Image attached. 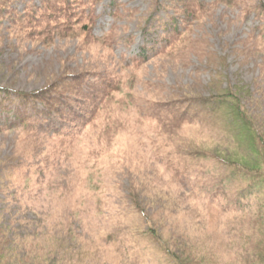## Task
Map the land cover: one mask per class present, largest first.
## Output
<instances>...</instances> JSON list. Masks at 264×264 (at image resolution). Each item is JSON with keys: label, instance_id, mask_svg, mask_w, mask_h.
Here are the masks:
<instances>
[{"label": "rangeland", "instance_id": "rangeland-1", "mask_svg": "<svg viewBox=\"0 0 264 264\" xmlns=\"http://www.w3.org/2000/svg\"><path fill=\"white\" fill-rule=\"evenodd\" d=\"M84 2L85 18L50 40L28 38L34 28L12 27L9 17L0 23L1 88L32 92L69 74L99 85L79 107L84 119L60 126V133L76 128L71 139L0 128V224L18 253L10 263L172 264L165 252L186 242L212 264L249 262L258 252L253 221L264 185L241 196L218 171L244 163L264 172V2ZM26 3L39 0L12 7L21 15ZM185 6L206 10L199 18L175 12ZM187 97L238 106L244 122L231 130L223 109L204 119L190 111L168 129L167 111ZM239 129L253 130L251 150L236 152ZM28 138L39 147L24 156L18 149ZM189 151L207 158L177 167Z\"/></svg>", "mask_w": 264, "mask_h": 264}, {"label": "trees", "instance_id": "trees-1", "mask_svg": "<svg viewBox=\"0 0 264 264\" xmlns=\"http://www.w3.org/2000/svg\"><path fill=\"white\" fill-rule=\"evenodd\" d=\"M13 1L14 0H0V23L4 17H9L10 25L12 27L39 29L36 33L33 29V32L27 35L30 39L37 36L50 40L52 35L57 31L62 36L67 35L71 31L73 24L79 22L81 18H85L84 12L81 9L82 5L85 4L84 0H39V5H29L26 3L21 15L17 12L15 7H12ZM262 1L264 2V0ZM178 9L179 8L176 7L175 12H182L183 14L190 13L196 15L198 18L202 15L201 13L206 10L188 12L187 6H185V11H179ZM86 81L88 82L89 79L84 76V74H69L66 77L65 75L60 76L54 83L50 84L51 86L32 92H11V90L7 88L0 87V128H3V126H23L25 132L28 133V136H36L39 140L40 137L46 135L49 131H51L48 136L50 139H61L63 142L65 139L73 138L75 136L74 129L76 128L69 127L68 132L60 133V126H63L64 124H75L76 120L79 119L82 121L84 119V115L79 107L83 106L84 101H86L84 100V97L88 92L92 91V94H96L95 90L99 89L96 80L88 82V84H85ZM11 97L15 99L11 100ZM226 97L231 98L230 95ZM6 102L8 105H6ZM15 102L16 106L9 105L15 104ZM192 104L193 99L187 97L186 103L184 104L186 106L183 105L182 108L173 106L167 111L165 117L168 129L172 130L180 128L190 111H193L195 115H201L204 119L205 115L210 117L208 116V113L213 112V110L217 109L220 111L223 109L233 120V123L228 126L231 130L234 126H238L241 122H244L240 117L238 106H229L231 108L235 107V110L233 111L230 110L228 106H219L216 102L210 103L208 98L201 99L193 105ZM200 106H202L201 109ZM95 108L96 106H91L87 113L93 114ZM8 111L12 112V118L5 114V112L7 113ZM158 115L155 117L157 118ZM212 121L213 122H210L211 124L215 123L214 119ZM60 123L63 124L59 125ZM242 126H246V123H243ZM236 134L239 139L241 138V140L238 139V143L234 145L236 152H243L241 150L245 147H248L251 150L250 146H253V130H248V132L245 131L243 135V131L239 129ZM257 136L262 139L260 134L258 135L257 133ZM244 137L248 140L245 144L243 143L245 140H242ZM35 144L36 143H31L28 138L26 147H23L24 149H18V152L24 154V151L26 150L27 152L29 147L32 148L30 150L32 152L39 147ZM247 144L249 146H247ZM256 156L257 153H255V156L251 155V157ZM213 157L217 158V163H222L223 165L228 166L237 165L233 163L232 160L225 157H218L215 154H213ZM205 158H207V154L205 155L204 152L194 153L189 151L178 156L177 167L181 166L183 160L191 162L196 159ZM237 166L238 167L234 168L232 172H227L226 168L225 170H219L218 173L223 174L226 183L231 184L232 188L237 189L236 192L240 191L241 196H244L248 191H251V188L252 190L255 188L256 190H260L264 185V181L259 180L258 177L264 172L258 171L259 173L256 174L254 169L246 167L244 163H238ZM238 172H241L242 175L238 176ZM258 201L257 204H260L257 205L259 206L257 208V210L259 209L257 213L260 214L256 217L255 221H253L255 226L254 229L258 235V240L256 242L259 243L257 246L258 252H255L254 250L252 253H249L253 256V259L249 260V262H244V264H264V211L261 209L264 199ZM4 228L7 229V227L0 224V264H19L18 260H21L19 257L18 260L10 263L13 255L17 257L18 253L9 249L8 244L10 243V238ZM165 254L168 255V260H170L172 264H212L213 262V259L212 261H208V257L206 258L205 255L200 254L198 250H193L187 242L180 243L173 250L169 248V251L167 250Z\"/></svg>", "mask_w": 264, "mask_h": 264}]
</instances>
